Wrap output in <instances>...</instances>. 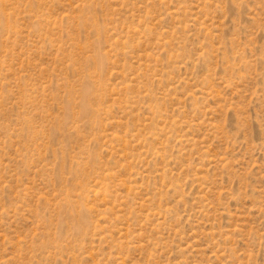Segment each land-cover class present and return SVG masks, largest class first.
I'll list each match as a JSON object with an SVG mask.
<instances>
[{"label": "rangeland", "instance_id": "1", "mask_svg": "<svg viewBox=\"0 0 264 264\" xmlns=\"http://www.w3.org/2000/svg\"><path fill=\"white\" fill-rule=\"evenodd\" d=\"M0 264H264V0H0Z\"/></svg>", "mask_w": 264, "mask_h": 264}]
</instances>
